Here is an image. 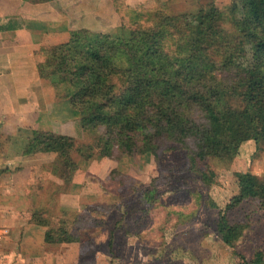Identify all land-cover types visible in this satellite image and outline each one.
I'll use <instances>...</instances> for the list:
<instances>
[{
	"label": "trees",
	"instance_id": "1",
	"mask_svg": "<svg viewBox=\"0 0 264 264\" xmlns=\"http://www.w3.org/2000/svg\"><path fill=\"white\" fill-rule=\"evenodd\" d=\"M238 1L245 19L234 22L245 38L229 48L226 61L222 49L214 46L221 39L224 14L213 2L197 13L178 15L128 8L123 36L80 30L72 32L68 42L44 50L55 73L71 85L69 100L81 116V127L99 133L97 147L103 155L119 159L152 153L160 158L189 149L195 157L208 160L248 141L264 143V0ZM246 46L252 62L247 58L233 72V59L246 58ZM224 73L228 76H221ZM32 134L27 155L65 153L75 144L69 137ZM238 177L239 195L222 211L217 225L230 247L244 229L229 221V213L245 200L264 209V180L246 173ZM204 180L209 183L211 178ZM38 214L32 220L49 225L34 220ZM57 232L49 228L46 242L80 241L69 237L63 227ZM263 259L257 253L252 264H263Z\"/></svg>",
	"mask_w": 264,
	"mask_h": 264
},
{
	"label": "rangeland",
	"instance_id": "2",
	"mask_svg": "<svg viewBox=\"0 0 264 264\" xmlns=\"http://www.w3.org/2000/svg\"><path fill=\"white\" fill-rule=\"evenodd\" d=\"M115 2L119 23L109 34L116 37L123 36V18L129 14L128 8L158 9L167 15H178L197 11L213 2L224 14V22L220 24L221 39L214 44L222 49L224 61L230 58L229 48H236L235 44L245 38L243 29L234 22L245 19L238 0ZM113 19L110 17L109 21L115 25L117 21ZM167 48L175 51L171 46ZM245 52L246 58L237 55L233 59L232 69L236 67L233 72L247 58L252 62L249 46L245 47ZM45 57L39 72L47 83V91L53 89L48 96L56 91L61 93L58 99L70 102L71 85L55 73L47 53ZM227 84L232 85L231 81ZM77 115L81 126V116L78 112ZM81 130V134L73 138V147L65 148V153H53V160L40 158V165L36 167L37 188L32 193L37 199L33 214L39 211L34 220L48 222L49 228L57 234L63 227L69 237L83 239L81 250L85 259L82 264H95L98 255L103 258V264H252L257 253L264 258V209L259 203L245 200L229 213V221L241 224L244 229L235 246L224 244L217 230L222 211L239 195L238 175L253 174L258 180H264V143L248 141L237 150L231 149L221 157L208 160L195 157L189 149L170 151L160 158L146 153L110 159L97 147L99 133L87 132L82 127ZM2 131L0 128V157L10 146L17 151L15 145H10L13 139L16 142V138H23L27 147L29 137H33V131H19L13 136ZM188 143L194 151L191 141ZM4 166L0 164V174ZM89 166H94L92 174L86 171ZM206 177L211 178L209 183L205 182ZM75 179L79 183L77 190H72ZM13 189L18 188L0 181L2 196L14 192ZM71 191L74 197L80 198L77 210L59 206V197ZM23 201L31 208L28 200ZM0 211V220L12 215L4 212L6 208ZM15 215L20 217L24 213Z\"/></svg>",
	"mask_w": 264,
	"mask_h": 264
},
{
	"label": "crops",
	"instance_id": "3",
	"mask_svg": "<svg viewBox=\"0 0 264 264\" xmlns=\"http://www.w3.org/2000/svg\"><path fill=\"white\" fill-rule=\"evenodd\" d=\"M118 15L114 0H0V128L3 134L13 136L19 131H37L69 138L81 134L77 112L68 100L57 98L61 93L53 91L52 98L48 96L53 89L47 91L39 66L45 62L46 48L68 42L75 31L109 34L118 26ZM110 17L117 21L115 25L110 23ZM26 143L23 138H16V142L13 139L10 145H15L17 151L10 146L0 157V164H5L0 181L19 189H13L6 196L0 194V209L6 208L4 212L12 214L0 220V264H82L85 259L82 238L79 242L49 244L46 242L49 225L40 226L32 220L37 203L32 192L37 188L39 177L36 167L40 165V158L53 160L55 155H27ZM99 166L104 168L105 164ZM93 167L89 166L87 173L95 172ZM78 183L75 179L72 190H77ZM73 194L71 191L61 195L59 206L77 210L80 198ZM23 200H28L31 208ZM15 213H24L20 217L25 219ZM95 264H103V258L98 255Z\"/></svg>",
	"mask_w": 264,
	"mask_h": 264
}]
</instances>
